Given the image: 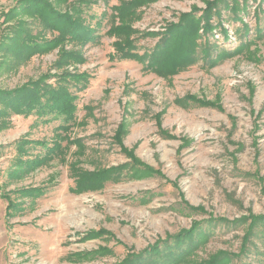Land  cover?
<instances>
[{"label":"rangeland","instance_id":"1","mask_svg":"<svg viewBox=\"0 0 264 264\" xmlns=\"http://www.w3.org/2000/svg\"><path fill=\"white\" fill-rule=\"evenodd\" d=\"M123 1L0 0V264H117L194 221L211 233L200 258L228 250L240 253L231 264H264V220L241 254L251 217L264 218V0L238 13L246 35L218 3L212 32L202 20L175 68L150 67L156 44L217 0L142 2L129 20L138 59L109 33ZM119 165L118 181L73 190L76 171ZM100 246L112 252L67 259Z\"/></svg>","mask_w":264,"mask_h":264},{"label":"trees","instance_id":"2","mask_svg":"<svg viewBox=\"0 0 264 264\" xmlns=\"http://www.w3.org/2000/svg\"><path fill=\"white\" fill-rule=\"evenodd\" d=\"M79 1H81V3L79 4V9H81V5H83L84 2H86L87 5L95 4L98 2V0ZM145 1L147 0L123 1L120 5L113 7V11L115 10L113 19L120 20L121 24L119 25L118 23H116L115 25H113V27L109 30V33L120 35L124 34V37L117 42V49H119V53H121V56L123 58L138 59L140 56L138 53L132 50L134 48V39L131 37L130 32L133 31V26L131 22L135 18L134 16L138 14L137 10L139 8V5ZM218 3L219 5L224 4L226 7L229 8L231 6L230 10L234 12L233 17L239 19L242 24V28L240 29L242 31V34H248V25L242 17L238 16V13L240 11H243V13L247 11L249 0H244L243 3L237 0L235 2L233 1L231 4L230 2H226V0H217V3H211L210 8L208 9L207 7V9L203 12V15L199 18L193 15L192 13H185L181 16L178 23H172L170 25V29H168L169 31L163 35V40L160 42V44H156L155 48L150 54V58L148 61L150 67L156 66L160 68H168L170 66V68H175V64L177 63V61L180 60L179 58H182L178 55L184 50V48H188L187 55H189L188 59H190V56L194 55L196 51V46H198L199 44L197 42V34L201 28L200 26L202 20L206 21V29L203 30H206L208 33H210L214 28V26L211 24L212 22L210 21V18L214 16L215 12L221 15V8L217 9L219 11H214ZM257 18L261 20L260 14L257 16ZM222 26L223 25H221V28H223ZM256 30L258 36L264 35V29L261 26V23H258ZM172 33L181 35V37L186 36L187 43L183 45H176L175 43H173V40L171 38L173 36ZM90 39L91 38H89L88 40ZM83 40L86 41V38H84ZM175 40H177V37ZM242 44L246 45L247 42ZM56 46L57 45H55L54 47ZM215 46L216 45H214L211 49L210 45L207 43V47L204 48V51L210 54V51L213 50ZM221 52L225 51L221 50ZM64 55H68V53L64 52ZM183 60L185 59L183 58ZM76 109L77 106L75 108L74 113L76 112ZM74 113L72 115H70V113L67 116L70 121L74 119ZM116 136V139L119 140V143L123 147L122 133L118 131ZM56 142L58 144V152L63 150L64 147L61 145V142ZM51 158L52 157H46L41 159L36 158L30 162L32 164H37L40 162V160L45 159L47 161ZM123 165L112 166L97 171H76L75 174L77 187H75L73 190H75L76 193H82L85 191H96L103 188L109 181H118L120 179V176L122 175ZM29 171L30 170L24 171V174ZM251 219L252 220L249 223L248 232H246L244 236L241 254L242 252L243 254L247 252L246 249H248V243L251 242L252 235L255 234L256 225L259 221L264 220V218L262 217L254 218L257 221L253 223V217H251ZM243 220H245V218L242 219V221ZM202 227V221H194L190 229H184L174 235L168 234L164 240H160L152 245H149L141 252L129 251L125 255V257L120 260L117 264H231L233 257L240 255V253L235 254L229 252L228 250H218L216 253L209 255L208 258H200L198 249H200L202 244L206 242L211 236V233L209 231H206ZM83 234L84 235H82L81 239L85 240L109 234V232H107L105 228H101L99 230H89L88 232ZM100 248L101 249L89 250L85 252H74L71 253L67 257V259H69V261L90 260L100 256L101 254L112 252V249L108 248L107 246H100Z\"/></svg>","mask_w":264,"mask_h":264}]
</instances>
